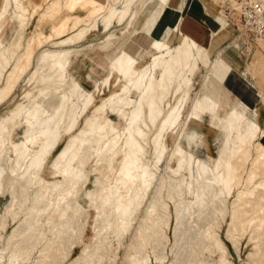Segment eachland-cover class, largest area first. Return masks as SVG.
Listing matches in <instances>:
<instances>
[{
	"label": "bare ground",
	"instance_id": "6f19581e",
	"mask_svg": "<svg viewBox=\"0 0 264 264\" xmlns=\"http://www.w3.org/2000/svg\"><path fill=\"white\" fill-rule=\"evenodd\" d=\"M84 1L70 0L68 7L70 9L78 7L81 10V3ZM165 2L166 0H139L137 12L129 17L119 33L106 38L103 44L93 46L91 51L95 53V57L90 60V64L87 60L79 61L77 52L70 50L44 51L35 58L26 87L35 79L34 84L38 86L52 82L59 87L64 86L69 66L91 68L93 71L98 69L102 72L109 70L111 74L124 80L125 85L120 86V94L112 95L110 99L92 109L91 116L80 129H77L78 107L73 102L74 99H80L81 95L71 82L67 85L66 96H59L56 92H46L42 89L25 92V102L0 118V197L10 198L5 210L9 215L13 214V220L28 203L33 182L42 177L46 170H50L52 177L61 179L60 182L52 183L50 187H40L33 194L28 213L12 229L8 239L9 244L17 238H22L15 252L18 256L12 264L24 261L21 258L23 254L18 251L27 253L28 247H32L35 239L39 237L44 243V251L56 246L57 242L65 243L78 213V204L74 197L80 192L86 180L82 168L84 161L91 159L93 154H97L98 157L106 156L107 161H112L116 155L119 135L110 123L98 117L105 107H108L110 114H118L119 120L124 122V128L122 158L118 162L117 170L118 182L112 185L114 187L106 190L105 197L99 198L102 211L98 213L107 212V217L102 223L106 225L111 222L113 214L120 215L126 220L132 219L147 192L150 191L154 184L155 173L145 163V157L151 152L156 164L164 158L167 143L180 124L181 110L190 103L193 79L199 66L207 59V55L203 53L207 35L202 25L198 39L194 38L197 34L196 30L184 33L180 23L172 26L163 38L155 35L158 18L165 11ZM96 3L97 0H88V5ZM128 6L129 4H123L119 11L108 13L102 31L121 23L127 15ZM26 12L27 9L21 0H1L0 84L13 55L8 46L13 44L12 42L19 46V40L26 26L24 17ZM150 23L152 25L148 27ZM4 27L8 28V34L3 33ZM65 27L62 21L54 32L60 36ZM84 32L85 30L78 31L73 36L59 41L57 45L71 44L79 40ZM190 33L192 34L189 35ZM138 34L140 37L134 41V46L138 51L140 50V55L135 58L117 44L122 38ZM50 38L51 36H46L42 42H47ZM37 39L34 34L26 40V47L18 64L13 66L5 84L0 87V103L11 95L18 74L21 75L30 65L33 50L39 44L34 48L30 46L36 43ZM144 39L149 40L146 47L141 45ZM185 67H188L190 76L187 80L182 79V69ZM223 82L224 78L215 73L209 81L201 84L200 98L196 102L197 113L194 117L197 120H205L225 137L215 165H209L205 160H201L197 165L198 176L195 180L192 210L201 216L205 237L224 253L209 225L211 221L209 209L222 216L225 214L221 186L226 185V177L229 173L231 134L235 133L243 158L250 152L257 138L260 122L256 116L253 119L249 117L247 107ZM49 96L52 99L60 98L59 101L53 99L55 103L53 108L50 106ZM88 105V100L83 101L82 112L87 110ZM21 123L26 125L27 130L20 141L14 143L12 134ZM66 135L69 137L63 142ZM261 139L259 146L264 151V134ZM61 145L62 147L59 148ZM263 156L264 154L260 153L257 159ZM173 157L176 170L181 173L190 159L186 151L178 148L175 149ZM182 185V182L178 183L176 193L180 191ZM162 186L163 183L158 185L154 198L159 196ZM259 189L263 193L258 195L256 191ZM246 195L251 198L249 202L251 210L248 214L243 213V207L232 211V221L226 232L228 238L233 229H237V224L243 216L254 217L263 209L264 182L258 183ZM168 196L172 198L169 191ZM241 200L242 196H238L232 205L237 206ZM52 206H55L64 217L59 224V219L56 218L49 227V232H52L54 237L45 239L41 233L45 227V220L51 215ZM184 214L183 212L180 215L176 223V236L179 230L188 226ZM261 226L264 227V220ZM258 239L264 240V235L259 238L255 234L251 242H256ZM190 241L194 242L195 248H192L190 242L191 244L180 255L181 261L189 257L192 249L200 254L206 244V238L204 239L200 234ZM254 247L259 249L254 259L260 262L264 258V244ZM43 255L45 254L41 257H44ZM86 258L90 264H98L93 262L98 258V249L88 252ZM41 263L52 264L41 258L35 264Z\"/></svg>",
	"mask_w": 264,
	"mask_h": 264
},
{
	"label": "rangeland",
	"instance_id": "374dc122",
	"mask_svg": "<svg viewBox=\"0 0 264 264\" xmlns=\"http://www.w3.org/2000/svg\"><path fill=\"white\" fill-rule=\"evenodd\" d=\"M170 1L165 2V11L158 18L156 23L158 29L155 35L163 38L172 26L180 23L184 33L196 30L197 34L194 38L198 39L202 25L207 35L203 46V53L207 55V59L203 65L199 66L193 79L190 103L181 110L180 124L167 143L164 158L156 164L151 152H148L145 157V163L155 173L154 184L150 191L147 192L132 219L126 220L120 215L113 214L111 222L106 225L102 223V220L107 217V212L98 213L102 211L99 198L105 197L106 190L114 187L112 185L118 182L117 170L118 162L122 158L124 128V122L119 120L118 114H110L108 107H105L98 117L110 123L119 135L115 158L107 161L106 156L98 157L97 154H93L91 159L84 161L82 168L86 180L80 192L74 197L78 204V213L65 243L57 242L56 246L44 251V243L39 237L35 239L32 247H28L27 253L18 251L23 254L21 258L24 261L17 264H35L40 258L52 264H90L86 256L88 252L96 249H98V258H95L93 262L98 264H264V258L260 262L254 259V255L259 250L254 246L263 245L264 240L258 239L256 242H251L255 234L259 238L264 235V227L261 226L264 220V201L263 209L256 216H243L237 224V229H233L229 238L226 237L228 225L232 221V211L243 207V213L248 214L251 210L249 204L251 198L246 194L258 183L264 182V156L257 159L260 153L264 154L259 146L264 134V38L254 39L241 27V6L250 0H180L175 8L171 7ZM255 1L263 2L264 0ZM21 2L27 9L24 13L26 26L19 40V46H16L14 42H12L14 45L8 46L13 55L4 72L0 87L5 84L13 66L18 64L26 47V40L36 34L38 39L30 48L39 45L33 50L30 65L21 75L18 74L11 95L0 103V118L25 102V92L42 89L46 92H56L59 96H66L68 95L67 85L71 82L81 95V98L74 99L73 103L78 107L77 129L83 128L86 119L91 116L92 109L100 106L112 95L121 93L120 86L125 85L124 80L111 74L109 70L102 72L98 69L93 71L91 68L69 66L64 86L59 87L53 82L38 86L34 84L35 79L26 87L31 77L34 60L44 51L70 50L77 52L79 61L87 60L90 64V60L95 57V53L91 51L93 46L101 45L109 36L118 34L129 17L137 12L139 0H97L95 5H88V0H85L81 3V10L78 7L70 9L68 7L70 0H21ZM123 4H129V6L127 15L119 23L120 25L116 24L102 31L108 13L119 11ZM10 13L11 8L8 9V14ZM62 21L66 27L64 32L57 36L54 29ZM151 25L152 23L148 27ZM81 30H85L86 33L84 32L79 40L68 45H57L59 41ZM2 31L8 34L6 27ZM46 36L51 38L47 42H42ZM139 37L140 34L122 38L118 40L117 46L122 47L131 56L139 57L140 50L138 51L134 46V41ZM141 43L143 47H146L149 40L144 39ZM215 73L224 79L229 73L224 82L225 86L248 107H255L247 108L246 111L251 119L256 116L260 122L257 138L250 152L243 158H241L243 154L237 137L234 132L231 134L229 173L226 177V185L221 186L225 214L222 216L213 209H209L211 214L209 225L224 253L205 237L201 216L192 210L195 180L198 176L197 165L201 160H205L209 165H215L225 137L205 120H197L194 117L197 113L195 107L200 98L201 84L209 81ZM188 78H190L188 67H185L182 69V79ZM53 99L49 96L51 108L55 106ZM59 99L55 100L59 101ZM87 100L88 108L82 112V103ZM26 130V125L21 123L12 134V141L19 142ZM68 137V135L64 136L63 142ZM61 147L62 145L59 148ZM176 148L186 151L190 159L181 173L177 172L173 157ZM50 173V170H46L42 177L33 182L28 203L15 220H13V214L9 215L5 210V205L9 203L10 198L0 197V264H12L18 256L15 252L22 238H17L10 244L8 239L12 229L28 213L33 194L40 187H50L52 183L61 181L60 178L52 177ZM179 182L183 183L182 190L176 193ZM160 183H163L160 194L154 198L155 190ZM168 191L172 198L168 196ZM261 193L263 192L260 189L256 191L258 195ZM238 196H242V200L237 206H233L232 203ZM50 211L51 215L45 220V227L41 233L45 239L54 237L53 233L49 232V227L56 218L59 219V224L64 217L55 206H52ZM183 212L188 226L183 227L184 230L180 228L179 235L176 236L175 226ZM197 234L206 238L202 252L199 254L192 249L189 257L181 261L180 255L188 245L192 243V248H195L194 242L190 239L196 238ZM178 237L179 239H176ZM40 254H45L43 255L45 258Z\"/></svg>",
	"mask_w": 264,
	"mask_h": 264
},
{
	"label": "built area",
	"instance_id": "2783aa9c",
	"mask_svg": "<svg viewBox=\"0 0 264 264\" xmlns=\"http://www.w3.org/2000/svg\"><path fill=\"white\" fill-rule=\"evenodd\" d=\"M240 13L243 30L252 37H264V1L244 2Z\"/></svg>",
	"mask_w": 264,
	"mask_h": 264
},
{
	"label": "crops",
	"instance_id": "0c3cea01",
	"mask_svg": "<svg viewBox=\"0 0 264 264\" xmlns=\"http://www.w3.org/2000/svg\"><path fill=\"white\" fill-rule=\"evenodd\" d=\"M180 3V0H171L170 1V5H171V7H173V8H175V7H177L178 6V4ZM230 73V72H229ZM228 73V74H229ZM228 74L225 76V79H226V77L228 76ZM225 79H224V82H225ZM223 82V83H224ZM225 85V84H224ZM238 98V97H237ZM241 101V100H240ZM242 102V101H241ZM243 103V102H242ZM244 104V103H243ZM247 108H249V109H254L255 107H248L246 104H244Z\"/></svg>",
	"mask_w": 264,
	"mask_h": 264
}]
</instances>
